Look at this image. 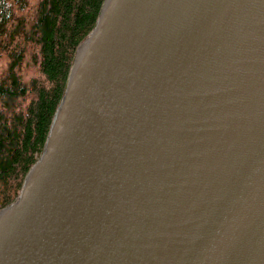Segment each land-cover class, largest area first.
I'll return each mask as SVG.
<instances>
[{
  "label": "water",
  "instance_id": "95a60500",
  "mask_svg": "<svg viewBox=\"0 0 264 264\" xmlns=\"http://www.w3.org/2000/svg\"><path fill=\"white\" fill-rule=\"evenodd\" d=\"M0 264H264V0H104Z\"/></svg>",
  "mask_w": 264,
  "mask_h": 264
},
{
  "label": "trees",
  "instance_id": "16d2710c",
  "mask_svg": "<svg viewBox=\"0 0 264 264\" xmlns=\"http://www.w3.org/2000/svg\"><path fill=\"white\" fill-rule=\"evenodd\" d=\"M104 0H0V209L42 154L76 50ZM38 75L27 79L29 65Z\"/></svg>",
  "mask_w": 264,
  "mask_h": 264
},
{
  "label": "rangeland",
  "instance_id": "374dc122",
  "mask_svg": "<svg viewBox=\"0 0 264 264\" xmlns=\"http://www.w3.org/2000/svg\"><path fill=\"white\" fill-rule=\"evenodd\" d=\"M1 69H2V65L0 64V73H1ZM24 75L27 79H30L38 75V70L36 67L30 64L29 67H27Z\"/></svg>",
  "mask_w": 264,
  "mask_h": 264
}]
</instances>
